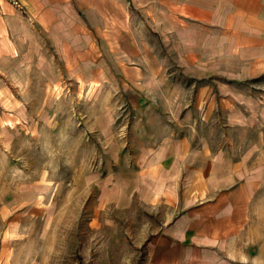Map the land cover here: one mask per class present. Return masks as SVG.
I'll return each mask as SVG.
<instances>
[{
  "label": "crops",
  "instance_id": "obj_1",
  "mask_svg": "<svg viewBox=\"0 0 264 264\" xmlns=\"http://www.w3.org/2000/svg\"><path fill=\"white\" fill-rule=\"evenodd\" d=\"M132 3L156 24L110 80L133 97L0 107V127L22 120L33 149L57 139L71 154L52 168L14 155L1 204L10 199L16 221L37 218L68 188L80 210L153 214L143 264H264V0ZM21 9L54 28L55 51L71 59L69 74L83 73L85 93L107 88L105 71L90 74L92 40L71 33L65 0H0V32ZM7 45L0 40L3 63ZM14 142L0 138L10 152Z\"/></svg>",
  "mask_w": 264,
  "mask_h": 264
},
{
  "label": "rangeland",
  "instance_id": "obj_2",
  "mask_svg": "<svg viewBox=\"0 0 264 264\" xmlns=\"http://www.w3.org/2000/svg\"><path fill=\"white\" fill-rule=\"evenodd\" d=\"M65 1L69 9L64 19L71 22V33L87 34L92 40L88 47L90 56L84 60H90L88 68L93 78L99 69L106 72L108 81L117 77L115 70L130 62L128 51L136 47L135 40L143 47L145 35L154 37L155 22L149 21L142 7L132 0ZM8 25L7 31L0 32V40L9 43L7 54L3 53L9 59L0 62V85L6 91L0 94V107L18 105L14 108L20 113L22 104L44 100L51 103L134 96L131 87H116L112 81V86L85 93L78 83L83 73L69 74L67 64L71 59H61L55 51L49 36L54 28L40 26L24 10ZM4 48L0 46V50ZM80 59L75 67L83 61ZM126 106L121 104L118 108L124 113ZM6 135H15V142L10 148L12 153L0 144V194L7 192L1 189L11 181V169L16 165L14 155L21 157L19 161L47 163L51 168L67 165L70 160L71 154H66L65 146H59L57 139L46 148L33 149L23 136L22 120L0 127V138ZM55 190L58 191L47 213L37 218L23 215L16 221L12 213L17 207L9 204L10 199L3 200V204L0 201V264H143L144 243L149 222L155 220L153 214L138 206L128 212L117 208L95 210L90 202L80 210L73 190Z\"/></svg>",
  "mask_w": 264,
  "mask_h": 264
}]
</instances>
